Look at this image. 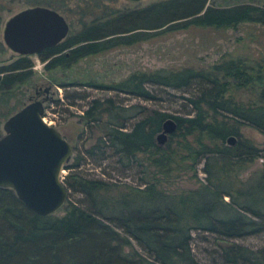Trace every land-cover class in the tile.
I'll return each mask as SVG.
<instances>
[{"label":"trees","instance_id":"1","mask_svg":"<svg viewBox=\"0 0 264 264\" xmlns=\"http://www.w3.org/2000/svg\"><path fill=\"white\" fill-rule=\"evenodd\" d=\"M31 5L55 9L49 0ZM3 10L0 0V33ZM244 22L264 26V2L217 6L213 0H161L90 20L81 17L80 29L57 45L0 62V125L18 109V91L34 75L33 56L58 86L84 84L147 101L159 99L154 88L187 93L181 114L144 107L134 112L137 105H122L112 95L92 99L82 118L87 126L99 125V134L64 166L70 190L64 214L41 216L13 189L0 187V264H203L191 248L193 233L224 242L221 264H264V246L252 249L233 241L264 233V152L250 140L227 143L241 125L264 133V54L255 60L224 58L207 69L136 70L111 81L75 71L66 84L59 75L83 59L157 32L233 29ZM5 47L0 36V55ZM239 90L252 97L240 98ZM167 118L175 119L176 128L160 145L156 135ZM115 157L120 167L113 169L124 177L136 174L138 183L118 186L87 177L79 168L88 159L101 165ZM257 158L260 167L247 174ZM183 178L194 183L184 186Z\"/></svg>","mask_w":264,"mask_h":264},{"label":"rangeland","instance_id":"2","mask_svg":"<svg viewBox=\"0 0 264 264\" xmlns=\"http://www.w3.org/2000/svg\"><path fill=\"white\" fill-rule=\"evenodd\" d=\"M33 1L35 0H4L5 10L2 11L3 24L13 13L32 6ZM155 1L161 0H49L54 8L65 16L70 25L69 33L80 29L81 25L77 22L81 17L90 20L91 18L105 15L106 12L141 8L155 3ZM245 1L253 3L264 2V0H213L217 6L232 5ZM2 30L3 28L0 33L1 39ZM5 50L0 55V62L15 58L18 55L17 52H13L7 46ZM261 54H264V26L260 23L244 22L238 28L222 30L189 26L185 29L157 32L150 35L146 40L114 47L102 54L94 55L92 58L81 60L79 65L70 72L59 70V75L61 81L66 82V84L68 80H65V78L70 79L75 71L91 73V76L99 82L111 81L123 79L126 75L136 70L147 72L148 70H158V68L169 70L191 66L197 69H207L214 63L224 60V58L249 57L251 60H255ZM32 59L35 61L33 67L34 75L29 83L20 87L16 99L17 107L19 109L28 103L30 97L36 96L35 91L37 92L38 89L40 91H49L47 98L50 99L43 114L46 120L51 125H54L61 135H64L71 146H73L70 162L73 161L75 154L80 151L83 152L87 147L91 146L95 141V136L99 134V129L96 127L99 125H92L93 127L87 126L82 118L83 109L94 98L102 99L105 96L112 95L122 105H137V108L132 109L134 112H138L144 107L146 109L157 108L169 113L181 114L184 109L182 106L183 97L187 93L182 91V89L158 88V90H155L154 88L153 92L159 99L147 101L128 94H116L84 84L76 86L70 84L65 87L62 85L58 86L56 83L48 80V73L43 68L44 63L35 56ZM65 74L68 77H65ZM77 93L85 97L76 99L75 95ZM236 95L246 100L252 97V94L248 91L242 92V90L237 91ZM0 127L2 134V124ZM239 128V133L235 136L236 141L250 140L258 149L262 150L261 152H264V133L259 132L251 126L241 125ZM116 160L117 158L115 157L101 165H97L94 160L88 159L79 168L87 177H99L107 181L110 180L118 186L123 182L128 184L138 183V176L136 174H133L134 178L131 176L124 177L113 169L116 165L118 168L120 167L119 163H116ZM261 161L258 158L255 159L247 174L252 170L258 169ZM202 167L203 163L199 165L198 171L199 178L201 179L205 176V173L201 171ZM68 172L69 170L64 167L62 177ZM192 181L183 178L180 182L185 186L194 183ZM55 213L58 215L64 214L63 208ZM192 239L191 248L198 261H201L203 264H221L218 254L220 246L224 244L222 240L220 241L211 234L203 239L199 233H193ZM233 241L241 245L244 244L252 249L259 248L264 246V233L242 236V238H235Z\"/></svg>","mask_w":264,"mask_h":264},{"label":"water","instance_id":"3","mask_svg":"<svg viewBox=\"0 0 264 264\" xmlns=\"http://www.w3.org/2000/svg\"><path fill=\"white\" fill-rule=\"evenodd\" d=\"M2 28V39L10 50L36 55L67 38L70 25L58 10L35 5L13 13ZM49 99L30 97L2 123L0 135V187L13 189L20 201L41 216L55 214L67 202L70 190L61 176L73 154L65 136L43 119ZM175 128V119H165L156 141L165 143ZM235 142L234 136L227 137L228 144Z\"/></svg>","mask_w":264,"mask_h":264},{"label":"flooded vegetation","instance_id":"4","mask_svg":"<svg viewBox=\"0 0 264 264\" xmlns=\"http://www.w3.org/2000/svg\"><path fill=\"white\" fill-rule=\"evenodd\" d=\"M36 93V96L38 97H47L49 91L48 90H43V91H40L39 89L37 90V92L35 91ZM44 117V116H43Z\"/></svg>","mask_w":264,"mask_h":264},{"label":"built area","instance_id":"5","mask_svg":"<svg viewBox=\"0 0 264 264\" xmlns=\"http://www.w3.org/2000/svg\"><path fill=\"white\" fill-rule=\"evenodd\" d=\"M43 119H44V121H45L47 124L51 125L50 122L47 121L45 117H43ZM63 172H64V170L62 171V173H63ZM61 178H64V177L61 176Z\"/></svg>","mask_w":264,"mask_h":264}]
</instances>
